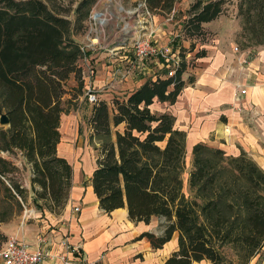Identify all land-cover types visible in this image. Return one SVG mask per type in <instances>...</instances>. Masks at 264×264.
<instances>
[{"label":"trees","instance_id":"1","mask_svg":"<svg viewBox=\"0 0 264 264\" xmlns=\"http://www.w3.org/2000/svg\"><path fill=\"white\" fill-rule=\"evenodd\" d=\"M143 1L151 13L167 14L179 0ZM95 2L79 0L72 22L43 0H0V114L9 119L0 127V152L22 156L35 199L53 213L64 208L72 186V166L57 145L61 116L82 94L78 60L83 53L74 36ZM222 2L195 0L183 23L186 36L199 34L203 22L217 18ZM260 10V27L253 29L258 45L264 44L263 5ZM182 72L183 66L172 77L147 79L110 103L98 98L93 104L87 125L98 155L90 185L107 214L125 207L132 222L165 219L161 234H140L158 249L177 232V249L163 264H247L264 245V170L242 149L228 155L199 142L191 151L188 194L183 191L185 132L174 127L171 113L150 109L155 98L175 101L184 86ZM70 77L77 82L71 95ZM9 164L0 156V184ZM9 188L22 194L19 184Z\"/></svg>","mask_w":264,"mask_h":264},{"label":"crops","instance_id":"2","mask_svg":"<svg viewBox=\"0 0 264 264\" xmlns=\"http://www.w3.org/2000/svg\"><path fill=\"white\" fill-rule=\"evenodd\" d=\"M175 7L167 14L150 12L136 16L135 24L147 23L141 25L146 28L144 32L153 31L154 40L165 44L168 41H162L169 39L165 31L173 33L166 26L174 20ZM104 9L94 8L92 13L108 10ZM186 14L176 21L175 30V35L181 33L178 41L182 44L178 45L184 58L181 74L184 86L173 103L155 98L150 109L154 111L153 105H157L159 111L154 112L167 111L174 116V127L185 132V159L190 163L193 145L202 142L219 147L228 155H238L242 149L264 170V46L245 50H239L236 45L232 48L233 37L226 27H221L223 22L218 18L203 22L199 34L186 36L183 27L189 15ZM74 38L83 53L78 65L82 70L88 67V75L94 74L89 84L98 91L100 100L110 101L119 89L124 95L147 79L167 78L166 68L153 62L145 66L144 72L130 73L122 78L123 69L132 56L131 44H115L111 40L104 44L93 43V36L87 33ZM83 79L86 83L85 75ZM240 87L246 90L244 95L239 94ZM171 89L169 86L168 91ZM237 106L243 109L239 111ZM60 143L61 139L57 145L59 155ZM89 178L83 186L73 179L72 173V186L64 209L58 214L44 210L42 218L36 220L38 229L34 234L26 232L25 240L34 245L39 236H45L52 247L61 252V240L66 235L71 244L80 246L84 264H163L177 249V232L161 248L153 249L140 234L144 231L161 234L163 228L156 233L148 229L149 223L132 222L125 207L105 213L98 206ZM74 206H79L78 213H72ZM43 264L58 263L45 261ZM193 264H209V261Z\"/></svg>","mask_w":264,"mask_h":264},{"label":"rangeland","instance_id":"3","mask_svg":"<svg viewBox=\"0 0 264 264\" xmlns=\"http://www.w3.org/2000/svg\"><path fill=\"white\" fill-rule=\"evenodd\" d=\"M43 1H45L55 13L70 19L72 22L74 21L75 14L73 10L76 8L79 0ZM139 1L140 0H96L91 7L88 19L82 22L81 29L77 26L79 31L76 32L75 35H84L87 33L90 36H96V39L101 44L108 43L110 40L111 43L115 44H132V39L134 37L132 35H137L139 32L146 31V28L143 27L141 29V26L139 25L147 23L135 24L136 16H142L145 14L142 6H139ZM194 1L195 0H179L177 2L174 20L166 26V28H169L173 33L170 35L165 31V35H167V38L169 39H164L162 42L171 41L173 44H182L178 41L180 38L174 37L178 25L176 21L182 18V14L187 16L186 13ZM222 1V11L217 18L219 21L221 20L223 22L221 23V27H226L225 29H228L233 37L231 47L236 45L239 50H245L264 46V44H254L257 39L254 33L257 31H253V29L260 27V7L262 5L264 6V0H259V3L257 4L254 3V0ZM106 6L108 8H106ZM94 8L97 11L104 8L108 10L106 11L104 9L106 11L105 13L102 12L94 16L92 13L94 12ZM145 18H148V16L145 15ZM262 29L263 30L260 31V38L264 39V23L262 24ZM212 35L214 37V33ZM88 73V67H85V70H82V76L85 75L87 79L86 83H84L83 79L82 94L76 96L74 100L75 102L71 108L67 109V112L62 115L59 128L61 132L59 153L65 156L71 164L73 179L83 186L88 182L87 180L91 175V169L96 166V157L98 155L94 142L89 139V128L87 125V118L93 104L87 100L85 92L92 88L89 83L94 76V74L88 75ZM76 84L77 82L75 79L70 77L67 82L68 89L72 86H76ZM94 90L98 93L96 89ZM122 91L123 90L119 89L117 92L118 94L113 93L109 100L111 101L112 97L115 96L122 97L123 95L120 94ZM73 93L74 91L69 89V94L71 95ZM69 94L65 97H70ZM156 107L157 105H153V110L159 111ZM0 127L5 126L0 125ZM0 156L10 163L7 166L9 169V172H7V178H2V183L0 184L1 247L9 235L25 239L26 232L34 234L38 229L36 220L42 218L44 210L41 209L43 201L35 199V196L30 189V168L25 164L22 156L19 153L15 155L7 154L5 152H0ZM190 166V161L185 159V169L182 174V179L183 191L186 194H188L187 173ZM9 183L19 184L23 187L22 194L18 195L17 193H14L13 190L9 188ZM6 187H8L10 192L14 194L13 198L10 196L9 192H7ZM164 221L165 219L163 217H153L147 227L149 230L158 233L160 228H163L161 223ZM224 251L228 260H235L233 253L229 249H225ZM247 264H264V245Z\"/></svg>","mask_w":264,"mask_h":264},{"label":"built area","instance_id":"4","mask_svg":"<svg viewBox=\"0 0 264 264\" xmlns=\"http://www.w3.org/2000/svg\"><path fill=\"white\" fill-rule=\"evenodd\" d=\"M139 6H142L145 14H150L144 1L139 2ZM132 36H134L131 44L132 56L123 69L122 78L130 73L144 72L145 66L151 62L162 64V67L166 68L165 77L167 78L174 76L176 70L182 66L184 58L181 55V46L178 44H173L171 41L165 44L157 43L153 38V31H143ZM174 37H181V33H177ZM96 38V36L92 38L93 43L98 42ZM234 49L237 50V47ZM245 92L246 90L240 87L239 94L244 95ZM85 96L91 104L97 102L99 98L93 88L88 89ZM236 108L239 111L243 109L240 106ZM13 192L15 193L14 190ZM79 211V206L72 207V213ZM61 246L63 250L57 252L45 236H39L37 243L33 245L23 238L9 235L0 247V264H43L45 261H57L58 264L74 262L84 264L80 246L71 244L66 235L61 240Z\"/></svg>","mask_w":264,"mask_h":264},{"label":"water","instance_id":"5","mask_svg":"<svg viewBox=\"0 0 264 264\" xmlns=\"http://www.w3.org/2000/svg\"><path fill=\"white\" fill-rule=\"evenodd\" d=\"M99 13H95L94 16L98 15ZM0 125L1 126H8L9 119L5 113L0 114Z\"/></svg>","mask_w":264,"mask_h":264}]
</instances>
